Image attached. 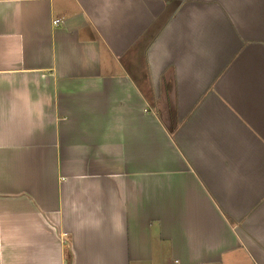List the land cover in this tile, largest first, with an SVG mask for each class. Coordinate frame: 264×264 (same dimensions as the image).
<instances>
[{"label":"crops","instance_id":"1","mask_svg":"<svg viewBox=\"0 0 264 264\" xmlns=\"http://www.w3.org/2000/svg\"><path fill=\"white\" fill-rule=\"evenodd\" d=\"M0 264H264V0H0Z\"/></svg>","mask_w":264,"mask_h":264},{"label":"built area","instance_id":"2","mask_svg":"<svg viewBox=\"0 0 264 264\" xmlns=\"http://www.w3.org/2000/svg\"><path fill=\"white\" fill-rule=\"evenodd\" d=\"M54 24H58V21L57 22H54Z\"/></svg>","mask_w":264,"mask_h":264}]
</instances>
